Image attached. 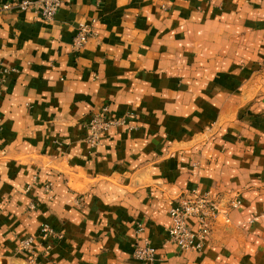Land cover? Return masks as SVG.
I'll use <instances>...</instances> for the list:
<instances>
[{
	"label": "crops",
	"instance_id": "obj_1",
	"mask_svg": "<svg viewBox=\"0 0 264 264\" xmlns=\"http://www.w3.org/2000/svg\"><path fill=\"white\" fill-rule=\"evenodd\" d=\"M104 104L126 124L93 147L86 124ZM192 190L242 204L181 250L170 208ZM45 223L62 236L20 251ZM142 240L155 264H264V0L0 11V264H144Z\"/></svg>",
	"mask_w": 264,
	"mask_h": 264
},
{
	"label": "built area",
	"instance_id": "obj_2",
	"mask_svg": "<svg viewBox=\"0 0 264 264\" xmlns=\"http://www.w3.org/2000/svg\"><path fill=\"white\" fill-rule=\"evenodd\" d=\"M65 0H11L5 1L0 7V11H32L42 16L45 20L55 18L59 8ZM95 20L82 22L79 24L78 33L73 39L74 49L82 48L89 38L96 34L94 29ZM18 72V69L6 67L2 70V75ZM126 119H117L111 115L110 106L104 104L93 111L88 120L87 142L96 147L100 145L104 134L111 128L118 125H125ZM52 183L46 188L50 190ZM29 189V188H28ZM242 204L240 196L224 199L218 197L210 191L200 193L192 190L180 195L170 208L171 222L168 227L167 240L176 244L181 250L196 249L201 250L212 234L216 221L222 218L229 221V213ZM30 209L36 208V203L30 204ZM192 221V222H191ZM143 227L139 225L138 231ZM60 231L45 223L41 226L36 235H28L19 242V249L26 253H32L39 240L54 241L61 237ZM134 257L144 264H155L157 260V248L149 241L137 242L134 249Z\"/></svg>",
	"mask_w": 264,
	"mask_h": 264
},
{
	"label": "rangeland",
	"instance_id": "obj_3",
	"mask_svg": "<svg viewBox=\"0 0 264 264\" xmlns=\"http://www.w3.org/2000/svg\"><path fill=\"white\" fill-rule=\"evenodd\" d=\"M18 248H20V247H19V244H18ZM19 250H20V249H19ZM20 251H21V250H20ZM22 252H23V251H22Z\"/></svg>",
	"mask_w": 264,
	"mask_h": 264
}]
</instances>
